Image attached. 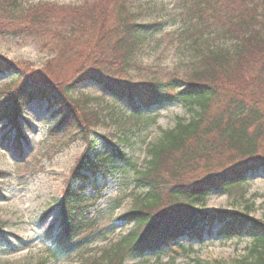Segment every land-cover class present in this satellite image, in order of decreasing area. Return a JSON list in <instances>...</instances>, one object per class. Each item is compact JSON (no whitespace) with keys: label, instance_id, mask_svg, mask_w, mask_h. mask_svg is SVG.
<instances>
[{"label":"trees","instance_id":"16d2710c","mask_svg":"<svg viewBox=\"0 0 264 264\" xmlns=\"http://www.w3.org/2000/svg\"><path fill=\"white\" fill-rule=\"evenodd\" d=\"M16 1L0 0V14L8 13ZM29 11L20 31L48 37L52 26L61 29V35H53L60 42L47 68L56 73L72 67L74 70H68L63 85L59 77L26 75L0 56V75L12 76L0 89V121H7L16 131L12 148L21 153L26 141L19 126L21 114L31 102L46 101L57 108L59 115L56 129L51 130L54 140L65 143L78 138L86 144L60 201L62 233L51 239L52 250L58 254L55 257L82 253L95 235L105 237L90 212L103 188L95 187L94 193L87 195V184L98 176L105 179L133 172L134 189L145 191V195L132 211L119 218L120 222L132 223L133 230L91 263H84L87 253H80L81 264H125L127 259L158 254L163 249L171 250V259L179 254L190 256L195 254L192 248L173 242L185 235L201 239L206 232L204 226L211 229L215 223L221 225L218 234L226 239L244 235L253 238L247 256L233 264H264V220L250 218L251 211L244 206L248 174L264 171V0L193 1L190 21L196 20L202 30L214 26L216 37L233 44L208 49L189 77H172L164 84L131 85L120 77L157 25L126 18V10L110 5L108 0L85 12L69 11L67 26L59 22L60 15L53 14L58 13L54 7ZM40 81H47L46 85ZM90 81L127 102L139 119L143 118L140 108L176 102L185 106L192 117L179 118L173 129L162 132L149 150L150 161L141 170L119 147L95 151L91 128L100 123L101 117L70 95L74 88ZM149 120H144L145 124ZM215 192L226 194L236 208L244 206L243 211L198 214L196 206Z\"/></svg>","mask_w":264,"mask_h":264},{"label":"rangeland","instance_id":"374dc122","mask_svg":"<svg viewBox=\"0 0 264 264\" xmlns=\"http://www.w3.org/2000/svg\"><path fill=\"white\" fill-rule=\"evenodd\" d=\"M101 1L17 0L16 6L10 8L8 13L0 14V56L22 69L26 75L59 77L65 85V76L74 67L56 73L46 65L57 54L60 41L53 35H61V29L54 25L48 30L51 34L44 37L20 31L23 27L19 26L24 23L29 10L44 6L46 9L47 6L57 9L58 13L53 14L60 15L59 22L67 26L65 18L69 16V11L83 9L85 12L95 8ZM108 1L120 10L125 9L126 18H132L139 24L157 25L122 70L120 77L131 85L149 82L164 84L172 77L185 79L200 66L202 54L207 53L208 49L229 48L233 44L226 38L216 37L213 34L216 32L214 26L202 30L196 20L190 21L189 7L195 0ZM118 14L123 16V13ZM208 34L210 37L206 36ZM11 77L0 76V89L10 82ZM40 82L46 85L47 81ZM52 82L48 80V83ZM70 95L74 100L84 103L86 110L97 111L101 117L100 123L91 128L94 132L92 140L96 141L95 150L111 151L118 145L141 170L150 161L149 150L159 141L162 132L173 129L179 118L189 120L192 117L185 106L176 102L144 108L141 110L143 118L139 119L125 101L103 92L102 87L93 82L74 88ZM21 115L19 126L27 138L21 156L4 139L9 127L5 128L7 123L0 122V190L5 196L4 200H0V264H78L76 261L79 256L76 254L54 259L44 236L49 226L58 225V203L72 169L86 151V145L78 138L65 143L54 140L50 131L56 129L59 115L55 107H49L45 102L34 101ZM145 118L151 119V122L145 124ZM132 178V172L120 173L116 178H98L99 186L105 185L103 196L97 204L101 213L98 224L107 227L108 234L104 238L94 239L90 249H87L91 253L83 256L84 263H91L93 258L101 257L105 248L109 249L112 243L133 230V224L117 223V219L132 211L138 199L141 200L145 195V191L133 188ZM91 185L88 187L89 193L93 189ZM245 190L244 206L250 209V218L264 220L263 170L248 174ZM115 199L120 201L118 206H115L116 203L112 206ZM232 203L233 200L226 194L216 192L197 205L195 211L206 215L243 211L244 206L236 208ZM114 223L116 228L111 232ZM220 227V224L215 223L209 230L206 225L207 231L201 240L189 237L179 239L180 245L194 251L195 254L190 256L179 254L171 259L170 251L164 249L161 254L127 259L125 264H168L171 261L174 264H196L197 261L233 264L247 256L253 238L244 235L225 239L218 234Z\"/></svg>","mask_w":264,"mask_h":264}]
</instances>
